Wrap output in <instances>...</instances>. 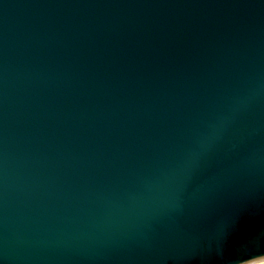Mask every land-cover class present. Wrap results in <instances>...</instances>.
Segmentation results:
<instances>
[{
  "label": "water",
  "instance_id": "obj_1",
  "mask_svg": "<svg viewBox=\"0 0 264 264\" xmlns=\"http://www.w3.org/2000/svg\"><path fill=\"white\" fill-rule=\"evenodd\" d=\"M264 257V0H0V264Z\"/></svg>",
  "mask_w": 264,
  "mask_h": 264
},
{
  "label": "rangeland",
  "instance_id": "obj_2",
  "mask_svg": "<svg viewBox=\"0 0 264 264\" xmlns=\"http://www.w3.org/2000/svg\"><path fill=\"white\" fill-rule=\"evenodd\" d=\"M262 261H264V257L258 260H254V261H250L248 263L245 264H262Z\"/></svg>",
  "mask_w": 264,
  "mask_h": 264
},
{
  "label": "snow or ice",
  "instance_id": "obj_3",
  "mask_svg": "<svg viewBox=\"0 0 264 264\" xmlns=\"http://www.w3.org/2000/svg\"><path fill=\"white\" fill-rule=\"evenodd\" d=\"M262 264H264V261H262Z\"/></svg>",
  "mask_w": 264,
  "mask_h": 264
}]
</instances>
